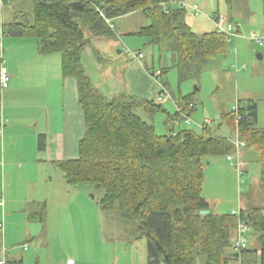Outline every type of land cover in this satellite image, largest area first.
<instances>
[{
    "label": "trees",
    "instance_id": "trees-1",
    "mask_svg": "<svg viewBox=\"0 0 264 264\" xmlns=\"http://www.w3.org/2000/svg\"><path fill=\"white\" fill-rule=\"evenodd\" d=\"M32 2L33 21L12 22L4 26V33L37 39L41 55L60 54L64 76L77 84L85 135L80 141L79 158L58 163L67 184L103 192L102 211L117 212L124 222L137 226L139 236L147 239V264H198L199 260L203 264H230L241 254L258 253L250 248L234 251L240 220L257 235L261 249L260 262L249 260L243 264H264V208L241 210L240 215L213 213L203 195L204 159L233 154L232 138L208 127L197 133L190 129L177 131L173 126L170 134L159 135L154 124L140 113L152 121L157 112H167L164 104L125 93L109 98L82 62L84 48L90 41L95 37H114V19L137 11L146 13L151 22L135 35L175 53L178 67L185 69L180 71L182 81L187 79V73H200L212 60L226 55L230 46L227 37L216 29L195 33L184 21L188 7L170 0ZM229 19L235 22L233 17ZM1 52L0 40V66ZM161 71L164 76L166 71ZM162 84L167 88L165 79ZM1 100L0 86V103ZM177 101L179 110L173 116L168 113L173 125H180L185 113L190 116L195 111L190 95ZM228 115L234 120V136L246 146L260 149V185L264 192V129L257 128V105H241L238 118L234 111ZM224 122L229 123L228 119ZM45 148L42 135L39 149ZM202 211L209 213L203 215Z\"/></svg>",
    "mask_w": 264,
    "mask_h": 264
},
{
    "label": "rangeland",
    "instance_id": "rangeland-1",
    "mask_svg": "<svg viewBox=\"0 0 264 264\" xmlns=\"http://www.w3.org/2000/svg\"><path fill=\"white\" fill-rule=\"evenodd\" d=\"M170 1L175 4L183 1L187 5H196L200 8L199 14L186 8L184 21L195 33L201 35L214 31L213 18L217 14H221L229 18L231 16L236 23L241 24V37L237 42L230 43L226 55L218 56L212 60L200 73H187V79L182 81L180 71L185 72V69L181 66L178 67L179 58L175 53L170 52L166 46L152 45L147 38L135 35L151 22L146 13L137 11L114 19L118 28L114 37H95L92 40L91 47L95 57L101 58L100 61L103 64H114L115 67H118L126 64L131 65L132 60L127 55L126 49L141 52L145 57V60H142L143 63H147L150 67L154 64L151 71L156 72L159 69L166 71L162 76V71L159 70L161 71L159 81L162 83V80H166L167 89L175 97L177 103L181 97L191 96L192 102L196 106L195 111L190 115L191 124H187L184 119L180 125L172 124L168 113L173 116L177 112L172 100L164 103L167 112H157L152 121L140 113L145 120L154 124L159 135L170 134L173 126H176L177 131L190 129L197 133H202L203 129L208 127L220 135L233 138L234 132L231 125L234 120L228 114L236 109L238 103L243 106L245 102L257 104V128L264 129V47H260L251 40L253 33L264 32V0H232L231 3H228L227 0ZM0 19L5 26L15 21L19 23L26 20L33 21L32 0H9L6 4L4 2V6L0 9ZM7 36L9 37V35L0 36L3 63H6L9 57L8 41L4 44ZM23 39L26 41L27 50L32 43H37V39L34 38ZM259 55L262 58H259ZM82 62L95 84L104 92L103 85H100L99 81L95 79L96 77H93L94 74L96 76L99 73L97 66L87 54L82 55ZM140 62L137 61L138 64ZM152 83L154 88H159L153 78ZM156 96L157 94L155 98ZM225 115H228L226 119L229 123L224 122V120L226 121L223 119ZM23 134H28L26 129L23 130ZM0 141L2 143L3 140L0 139ZM232 156V162H229L227 157L204 159L205 184L203 195L212 206V212L221 214L233 213V211L240 212L241 207L236 206L239 204H243L244 211L264 208V192L260 185V149L248 146L241 148L240 164L243 170L244 168L248 170V173L244 172L245 174L241 177L238 176L235 167L239 162L238 155L234 151ZM79 187L86 191L87 195L82 192V196L91 208L102 209L100 202L103 192L90 186ZM233 205H235L234 209L230 207ZM109 215L103 221L101 220L102 222L99 221L96 228L94 225L96 218L89 221L91 223L89 228L91 239L89 237L87 243L81 241V247H84L83 249L86 251L84 254H87L86 263L147 264L148 242L145 237L139 236L137 226L124 222L117 212ZM94 229L96 233H94ZM11 238L15 240L16 233L12 232ZM247 239L248 248L257 250L258 253L254 251L245 255L241 254V258L231 261L230 264H243V261L249 260L260 262V244L257 242V235L251 229ZM1 240L0 237V252ZM11 244L7 243L6 247L9 248L8 245ZM20 246L22 245H17L18 248ZM198 264L203 263L199 260Z\"/></svg>",
    "mask_w": 264,
    "mask_h": 264
},
{
    "label": "crops",
    "instance_id": "crops-1",
    "mask_svg": "<svg viewBox=\"0 0 264 264\" xmlns=\"http://www.w3.org/2000/svg\"><path fill=\"white\" fill-rule=\"evenodd\" d=\"M6 41L9 57L4 65L11 80L1 100L8 122L0 141V261L66 264L73 260L75 264H87L81 241L87 243L90 237L89 221L96 218V228L110 215L91 208L82 196V192L87 195L84 188L68 185L58 166L79 158L80 141L85 135L77 84L64 76L61 55H41L37 43L27 50L23 38L9 36L4 44ZM92 44L90 41L85 46L83 54L97 66L99 73L93 77L103 85L106 96L114 98L128 92L155 100L159 88L152 83L154 64L150 67L143 63L145 57L140 64H103L95 57ZM42 135L46 140L43 151L39 149ZM244 172L248 173L247 168ZM236 206L244 209L243 204ZM230 207L234 209L235 205ZM12 232L16 233L15 240ZM7 243H12L9 248Z\"/></svg>",
    "mask_w": 264,
    "mask_h": 264
},
{
    "label": "built area",
    "instance_id": "built-area-1",
    "mask_svg": "<svg viewBox=\"0 0 264 264\" xmlns=\"http://www.w3.org/2000/svg\"><path fill=\"white\" fill-rule=\"evenodd\" d=\"M4 2L5 0H0V9H2V7L4 6ZM180 5L181 7L182 6L188 7L195 13H200V9L196 5H187L186 3H183V2H180ZM213 20L215 23V29L220 34H224L227 37L229 43L237 42V40L241 37V25L239 23L232 22L227 16H223V15H219ZM108 23L111 24V21H108ZM111 28L114 29V26L112 24H111ZM5 35L6 34L4 33V24L2 20L0 19V36H5ZM251 40L257 45H259L260 47H264V32L253 33L251 36ZM126 53L133 62L141 61L144 58V55L142 53L133 52L128 49H126ZM160 75H161V71L159 70L154 72V74L152 75V78L154 79V81L159 87V92L157 93V96L154 101L157 104L163 105L167 101L172 100L178 111L179 110L178 103L176 102L174 97L171 95V93L168 91V89L165 88L163 84L159 81ZM10 80H11V76H10L9 70L4 65V63H2V65L0 66V86H1L2 93L4 90L9 88ZM246 105L247 103L245 102L243 106H246ZM240 106H241L240 103H238L236 109L234 110L237 118L239 115ZM192 107L193 105L190 104L189 109L191 110ZM184 118L187 124L192 123L191 118L187 113L184 114ZM7 122L8 121L4 118L3 113H2V101H1L0 103V139L3 138V131H4V127L6 126ZM231 142L235 147V153L238 155L239 162L235 165V167L237 168L238 176L241 177L242 175H244V170L240 164V150L241 148H245L246 144L243 141H240L239 137L236 135L231 139ZM227 160L229 162L233 161L232 154L227 156ZM233 214L240 215L239 212H234ZM2 226L3 224H0V229L2 228ZM249 232H250V227L248 226V224L245 221L240 220L238 223L237 230H236V237L233 241V249L236 252H241L248 248L247 235ZM0 264H6V263L5 261H0ZM66 264H75V262L73 260H69Z\"/></svg>",
    "mask_w": 264,
    "mask_h": 264
},
{
    "label": "water",
    "instance_id": "water-1",
    "mask_svg": "<svg viewBox=\"0 0 264 264\" xmlns=\"http://www.w3.org/2000/svg\"><path fill=\"white\" fill-rule=\"evenodd\" d=\"M259 58H262V56L259 55ZM208 213H209V211H202V212H201V214H203V215L208 214Z\"/></svg>",
    "mask_w": 264,
    "mask_h": 264
},
{
    "label": "bare ground",
    "instance_id": "bare-ground-1",
    "mask_svg": "<svg viewBox=\"0 0 264 264\" xmlns=\"http://www.w3.org/2000/svg\"><path fill=\"white\" fill-rule=\"evenodd\" d=\"M224 35V34H223ZM196 107V106H195ZM183 118V117H182ZM202 125V124H201Z\"/></svg>",
    "mask_w": 264,
    "mask_h": 264
},
{
    "label": "clouds",
    "instance_id": "clouds-1",
    "mask_svg": "<svg viewBox=\"0 0 264 264\" xmlns=\"http://www.w3.org/2000/svg\"><path fill=\"white\" fill-rule=\"evenodd\" d=\"M5 26V25H4Z\"/></svg>",
    "mask_w": 264,
    "mask_h": 264
}]
</instances>
